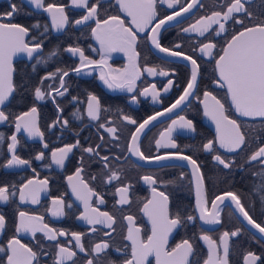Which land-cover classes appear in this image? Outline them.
<instances>
[{"label":"flooded vegetation","instance_id":"1","mask_svg":"<svg viewBox=\"0 0 264 264\" xmlns=\"http://www.w3.org/2000/svg\"><path fill=\"white\" fill-rule=\"evenodd\" d=\"M10 2H14L19 9L13 17V22L30 29L29 36L25 38L26 41L30 45L41 41L43 47L31 58L26 54H20L13 59L16 91L4 110L6 113H11V117L14 118L15 115L26 112L33 106L37 107L38 126L44 133V139L41 141L38 137L30 138L23 130L16 133L19 141L16 154L22 159L29 160L30 164L11 168L3 167L11 158L7 145L10 143L9 137L15 132V125L11 118L9 122L0 123V134L4 136V140L0 142V186L9 185L11 189L14 185L16 192L14 196H10L7 203H0V214L6 218V228L0 233V247L6 249L8 239L15 235L21 243L27 244L37 252L38 264H54L58 244L69 247L77 253L74 257L75 264H86L89 258L94 260V264H108L109 261H113L114 264H123L125 259L131 258V242L125 239L128 221L124 217L128 215L134 217L135 226L141 228L143 238L146 239L147 235L151 234V223L141 211L143 203L151 198V188L141 177L151 175L157 180V184L154 185L157 190L165 192L169 197L170 216L179 212L182 218L187 215H193L196 218L191 222L184 219L182 224L173 230L169 236V249L183 239H188L194 247L193 255L189 258L190 264H203V261L207 259L208 245L200 239L201 235L207 234L219 241L223 232L231 233L239 229V235L230 237L229 240V264H244V256L249 251L264 259V236L248 224L230 199L225 200L223 204L217 201L221 221L219 224L209 225L199 219V211L196 208V181L192 174V167L187 161L173 159L149 163L139 160L127 151V145L136 125L129 124L122 117L131 116L139 123L148 116L163 112L165 108L170 107L183 93L187 80L190 78V63L183 58L171 57L159 52L147 39L150 32L146 31L139 34L136 46L137 52L140 53L137 63L142 74L136 81L135 91L130 93L126 89H109L100 80L99 67L84 68L80 73L73 71L80 67V58L78 54L73 55L66 50L68 47H79L84 50V54L89 59L101 60L100 45L91 34L95 21H88L81 25L74 23L86 14L85 9L72 5L71 0H45V4L54 3L65 7L69 24L64 29L57 30L52 27L50 14L43 9L35 8L27 0H0V12L8 11ZM92 2L95 0H90V3ZM189 2L190 0H180V4L172 9H169L166 4L157 2V18L149 27L155 26L159 19L179 11L181 6ZM101 3L103 7L98 8L99 19H104L108 15H120L126 25H130V18L119 12V6L115 0H101ZM226 3L227 0H201L203 7L197 5L190 12L183 13L175 20L166 23L160 30L162 46L191 55L201 66L200 74L195 94L173 112L165 113L149 124L140 135V147L145 155L156 156L179 152L182 155L191 156L199 164L200 172L204 177V192L209 210H211V201L216 196L233 192L239 196L249 215L264 226V200L261 199L264 196V188H261L264 184V165H261L259 161L247 162V158L264 143V121L259 118L253 120L239 117L231 107L226 89H221L214 83L218 79L214 70L215 59L218 58L215 54L225 45L226 40L230 39L234 31L240 30V25L234 24L231 20L228 21L227 31L220 36H216L213 31L205 33L204 36L183 31L200 17L210 15L214 10H223ZM245 7L252 13L251 18L239 14L246 25L264 21V0H247ZM37 23L40 27L34 28L33 25ZM216 27L218 26H213V28ZM209 42L217 44V48L213 50V57L205 56L199 51L202 44ZM176 44H180L181 48L175 49ZM52 52L56 54L50 55ZM104 58L106 60L104 71H107L109 66L123 70L129 65V58L124 52L115 51L104 54ZM145 67H156L158 71L163 69L169 72V75H149L143 71ZM57 69L69 72V75L64 77V88L67 91L63 96L57 95L55 91V89L64 91V88L60 86V73ZM50 73L53 74L52 78L44 79ZM169 79L173 81V86L165 92L164 88L168 86ZM153 84L160 92L158 102H154L151 95H139L144 88H151ZM36 87H40L42 91L50 95H47L43 101L35 100ZM204 91H210L221 99L230 116L241 124V130L246 136V144L241 150L228 152L215 143V124L204 115V108L200 103L203 100ZM89 93L95 94L101 101L102 111L99 120L96 121L87 116ZM133 96L136 97V102H133ZM52 97H55L56 103H53ZM56 104L63 109L62 112L57 111ZM179 116L192 120L196 131L177 127L171 135L178 147L157 150L155 141L160 138V133L164 132ZM58 117L60 123L52 127ZM65 119L68 121L66 126L63 125ZM100 124L117 128L119 139H112L105 129L99 128ZM101 136L104 137L103 140L100 139ZM77 140L80 146L69 154L63 168L52 163L53 149L74 144ZM208 140L214 141L215 151L209 152L203 149V144ZM44 143L48 144L47 149L43 148ZM97 145L102 146L96 149ZM87 147H93L99 154L84 152L83 149ZM41 151L44 152L45 158L38 161L35 156ZM217 154L221 155L226 162H230L231 167L224 168L215 161L213 156ZM104 156L108 157L107 161L102 160ZM78 167L82 168L81 177L85 183L98 194L91 198L92 207L114 217L116 222L112 229L103 224L90 225L79 219L84 213V204L73 194L67 179L68 176L75 174ZM112 171L119 173L120 179L109 183L107 177ZM28 180H47L48 182L46 190L40 192L37 204H32L30 201L21 202L19 199V188ZM125 185L130 186L131 202L120 205L116 189ZM54 199H62L64 202L62 216L52 215ZM100 199H103L104 203H100ZM20 211H25L29 215L42 216L43 222L50 228L64 231L66 235L58 236L56 241H52L46 239L42 232H37L35 236L30 233H16L15 224L18 223ZM93 227L97 231L93 232ZM73 232L83 233L81 242L86 252L82 253L75 247V240L71 236ZM103 242H107L110 247L96 256L91 250L95 244ZM149 259L151 264H155L154 257ZM0 264H7L6 252H0ZM66 264H72V262L68 261Z\"/></svg>","mask_w":264,"mask_h":264},{"label":"snow or ice","instance_id":"2","mask_svg":"<svg viewBox=\"0 0 264 264\" xmlns=\"http://www.w3.org/2000/svg\"><path fill=\"white\" fill-rule=\"evenodd\" d=\"M27 2L37 9H43L45 12H48L51 16L53 28L62 30L69 24V18L65 13V7L63 5L54 3L45 4V0H27ZM115 2L119 6V12L124 13L126 17L130 18V25H126L125 20L120 15H108L104 19H99L98 8L103 7L101 0H95L92 3H90V0H71L72 5L86 10L85 15L75 20V25L95 21V27L92 28L91 34L99 43L102 53L101 60L96 61L89 59L84 54L83 49L79 47H68L66 50L69 53L73 55L78 54L80 58V67L73 69V71L80 73L84 68L99 67L101 69L100 80L109 89H126L130 93L135 91L136 81L142 74L140 66L137 63L140 53L137 52L136 46L139 34L146 31L150 32L147 39L159 52L167 56L180 57L188 61L190 63V78L187 80L183 93L170 107L165 108L163 112H156L154 115L148 116L139 123L131 116L125 115L122 117L129 124L136 125L135 131L131 134L130 142L127 145V151L139 160L149 163L173 159L187 161L192 167V174L196 181V208L199 211V219L201 221L209 225L219 224L221 221L217 201L223 204L225 200L230 199L248 224L264 236V226L257 223L249 215V212L241 203L239 196L233 192H226L223 195L216 196L211 201V210H209L208 200L204 192V177L200 172L199 164L191 156L182 155L179 152H169L156 156L145 155L140 147V135L149 124L165 113L173 112L184 104L189 97L195 94L197 80L200 74V64L191 55H186L183 51L162 46L160 42V30L166 23L175 20L183 13L190 12L197 5L203 7L201 0H190L189 3L180 7L179 11H174L172 14L159 19L155 23V26L151 28L149 26L157 18V2L166 4L169 9H172L180 4V0H115ZM246 2L247 0H227V3L223 6V10H214L210 15L200 17L195 23L184 28L183 31L185 33L195 32L200 36H204L205 33L213 31L216 36H220L227 31L226 24L228 21L231 20L234 24L240 25V30L234 31L230 39H227L225 45L215 54L218 58L215 59L214 70L218 79L214 83L219 88L226 89V95L230 99L231 107L239 117L253 120L259 118L264 121V21L251 24L250 26L245 24L244 19L240 18L239 14H243L247 18L252 17V13L245 7ZM18 11L17 5L14 2H10L9 10L0 12V123L9 122L11 118L15 125V132L9 137L10 143L7 145L8 152L11 153V158L3 165V167L7 168L30 164L29 160L22 159L16 154L17 145L19 144L16 133H20L23 130L30 138L38 137L41 141L44 139V133L38 126L39 114L37 107L33 106L28 111L15 115L14 118L11 117V113H6L4 110L7 102L10 101V98L16 91L13 59L20 54H26L27 57L31 58L34 53L41 51L43 47L41 41L31 45L26 41L25 38L29 36L30 29L13 22V17ZM214 25L218 27L213 28ZM33 27L39 28L40 25L37 23ZM45 30H47L46 26ZM174 48L180 49L181 45L176 44ZM216 48V43L209 42L202 44L199 47V51L205 56L213 57V50ZM115 51L124 52L128 56V67L121 70L109 66L108 70L104 71L106 65L104 54H110ZM55 54V52L50 53V55ZM143 71L149 75H169V72L163 69L158 71L156 67H145ZM57 72L60 73V86L64 88V77L68 76L69 72L61 69H57ZM52 75L50 73L44 79H51ZM167 85L164 88L165 92L169 91L170 87L173 86V81L169 79ZM55 91L57 95L63 96L67 89L64 88V91L55 89ZM47 95H50V93L46 94L40 87L35 88V100L43 101ZM139 95H151L152 100L158 102L160 92L153 84L151 88H144ZM73 99L76 98L73 97ZM52 100L53 103H56L55 97H52ZM132 100L136 102V97L133 96ZM200 103L203 105L204 115L215 124V143H218L221 149H225L228 152L241 150L246 144L245 133L241 130V124L238 120L230 116L225 103L210 91H204L203 100ZM56 108L58 112L63 111L59 104H56ZM101 111L102 106L99 97L89 93L87 116L93 121L99 120ZM57 123H60L59 117L53 123L52 127H55ZM67 124L68 121L66 119L63 120V125L66 126ZM177 127L192 132L196 131L192 120L186 119L184 116H179L178 119L172 121V124L164 132L160 133V138L155 141L157 150L161 148L175 149L178 147L171 135ZM99 128L105 129L112 139H119L117 136V128L106 127L105 124H100ZM100 139L103 140L104 137L101 136ZM3 140L4 136L0 134V142ZM215 143L213 140H208L207 143L203 144V149L209 152L215 151ZM79 146L80 143L77 140L74 144H66L63 147L53 149L51 151L52 163L63 168L69 154ZM101 146L97 145L96 149ZM43 148L47 149L48 144L44 143ZM96 149L87 147L83 151L98 155L99 153ZM44 158L45 154L43 151L35 156V159L38 161ZM213 159L223 165L224 168L231 167V163L226 162L219 154L214 155ZM102 160L107 161L108 157L104 156ZM253 161H259L261 165H264V143L247 158L248 163ZM81 172L82 168L78 167L74 175L67 177L73 194L84 204L85 210L79 219L86 221L90 225L103 224L107 228L112 229L116 222L114 217L107 212H99L98 209L92 207L90 203L91 198L98 194L85 183L81 177ZM119 179L120 174L112 171L107 177V182L110 183ZM141 179L151 188V198L147 199L141 208V211L151 223V234L147 235L146 239L143 238L141 236V228L135 226L134 217L131 215L124 217L128 221L125 239L131 242V258L125 259L123 264H151L150 257H154L155 264H190L189 258L193 255L194 247L188 239H183L171 249H169L168 243L169 236L174 229H177L182 224L184 219L191 222L196 218L193 215H187L182 218L179 212L174 216H170L168 208L169 197L165 192L158 191L154 186L157 184V180L151 175H145ZM47 183V180H28L26 184L19 188L20 201H30L32 204L39 203L40 192L46 190ZM129 187V185H125L116 189L117 194H119L118 203L120 205H126L131 202L129 199ZM261 188H264V184L261 185ZM14 189V185L11 186V189L9 185L0 186V203H7L10 196L16 194ZM261 199L264 200V196ZM52 203L54 205L52 215L62 216L64 214L63 200L54 199ZM100 203H104L103 199H100ZM18 216V223L15 224L16 233H30L35 236L37 232H42L46 239L52 241H56L58 236L66 235L64 231H57L50 228L48 224L43 222L42 216L29 215L25 211H20ZM5 228L6 218L3 214H0V233ZM92 231L95 232L97 229L93 227ZM239 232V229L231 233L225 231L220 236L219 241L214 240L207 234L201 235L200 239L208 245L207 259L203 261V264H229V240L230 237L238 236ZM105 235H110V233H105ZM71 236L75 240V247L82 253L86 252L81 242L83 233L73 232ZM57 247L58 253L54 264H66L68 261L75 264L74 257L77 255L75 251L59 244ZM109 247L110 245L107 242L97 243L91 251L96 256H99L109 249ZM0 252L7 253V264H34V262L38 264L37 252L27 244L21 243V240L15 235L8 239L6 249L0 247ZM258 262L264 264V259L251 251L244 256V264H258ZM86 264H94V260L89 258L86 260ZM108 264H114V262L109 261Z\"/></svg>","mask_w":264,"mask_h":264}]
</instances>
